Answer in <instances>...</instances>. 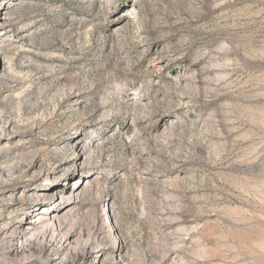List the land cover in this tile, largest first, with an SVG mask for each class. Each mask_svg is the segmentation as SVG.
<instances>
[{
	"label": "rangeland",
	"instance_id": "1",
	"mask_svg": "<svg viewBox=\"0 0 264 264\" xmlns=\"http://www.w3.org/2000/svg\"><path fill=\"white\" fill-rule=\"evenodd\" d=\"M0 264H264V0H0Z\"/></svg>",
	"mask_w": 264,
	"mask_h": 264
},
{
	"label": "bare ground",
	"instance_id": "2",
	"mask_svg": "<svg viewBox=\"0 0 264 264\" xmlns=\"http://www.w3.org/2000/svg\"><path fill=\"white\" fill-rule=\"evenodd\" d=\"M55 189H56V188H55V185H52V186L49 187L47 190L52 191V190H55ZM53 211H54V210H53ZM53 211H52V213H54Z\"/></svg>",
	"mask_w": 264,
	"mask_h": 264
}]
</instances>
